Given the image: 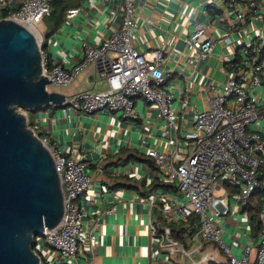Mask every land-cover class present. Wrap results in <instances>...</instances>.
I'll return each mask as SVG.
<instances>
[{
  "label": "built area",
  "instance_id": "2783aa9c",
  "mask_svg": "<svg viewBox=\"0 0 264 264\" xmlns=\"http://www.w3.org/2000/svg\"><path fill=\"white\" fill-rule=\"evenodd\" d=\"M53 1L0 0V19L17 20L42 35L43 74L52 84L70 86L87 66H95L104 89L74 93L65 103L69 110L85 115L121 111L122 118L135 121L140 117L139 101L158 109L164 121L160 136L168 138L171 145L150 148L146 154L156 162V179L174 184L178 196L171 197L167 190L152 201L149 225L159 241L163 261L181 264L187 257L189 264H264V0L211 2L204 13L221 10V4L225 10L231 9L229 31L214 38L204 24L197 23L188 35L187 43L194 48L197 62L208 59L218 43L233 46L234 52L232 59H221L220 88L207 108L196 110L192 129L186 133L180 132V110L168 86L171 73L164 68L168 50H140L136 44L139 0H119L124 10L120 26L107 32L100 42H85L83 54L71 68L44 47L46 29L40 26L52 14ZM79 11V7L70 9L67 16ZM255 22L261 25L251 32L244 29V38L232 35ZM180 104L187 108L189 99L181 98ZM32 129L40 130L39 118ZM40 138L55 158L65 193V213L56 228L45 229L35 238L34 251L41 264L49 258L47 248L58 253L61 264H104L96 258L101 216L86 223L81 204L93 183L88 161L82 154L63 152L50 136L41 134ZM258 200L260 230L255 233L250 207ZM154 208L161 211L163 224L153 219ZM116 210L114 205L104 212ZM191 214L198 218L188 245L173 235L170 224L186 221ZM237 214H243L242 220L236 219ZM241 224L244 231L235 232ZM226 232L231 235L230 242L225 239ZM238 246L240 256L234 252Z\"/></svg>",
  "mask_w": 264,
  "mask_h": 264
},
{
  "label": "crops",
  "instance_id": "0c3cea01",
  "mask_svg": "<svg viewBox=\"0 0 264 264\" xmlns=\"http://www.w3.org/2000/svg\"><path fill=\"white\" fill-rule=\"evenodd\" d=\"M219 1L137 2L136 44L140 50L154 47L168 50L169 56L164 68L171 73L168 86L176 96L175 105L180 110L178 125L182 133L192 129L196 110L207 108L210 99L218 92L220 86L217 80L222 78L224 67L221 59L233 57V46L218 43L208 59L197 62L194 48L187 43L188 35L197 23L204 24L214 38L229 31L231 9L225 10V5L221 4V10L204 13V8L209 3ZM79 8L80 11L75 16H67L64 25L48 38L45 46L53 58L68 68L83 54L85 42H100L107 32L120 26L124 13L119 0H81ZM260 25L257 22L248 24L247 27L234 30L232 35L236 39L244 38V29L251 32L252 28ZM172 52H177V55ZM88 80L93 83L92 88H82L83 81L88 84ZM100 80L103 81L95 66H87L70 85L68 97L83 90L104 89V82L101 88L96 89ZM186 97L189 99V106L184 109L180 107V101ZM137 111L140 117L135 121L109 112L85 115L69 110L67 106L61 108V111L41 110L35 115L39 118L43 135L50 136L63 152L82 154L88 161L87 171L92 176L93 183L82 196L81 204L86 223L98 214L101 216L96 258L104 264L164 262L159 241L151 233L149 220L152 201L158 200L159 195L167 190L151 189L147 195H143V189L139 185L128 187L124 178L153 182L156 179L155 170L145 160L131 154L146 156L148 149L166 148L171 145V141L160 136L164 121L159 117L157 108L139 101ZM181 140L184 141L182 137ZM123 150V159L116 162ZM129 153L131 154L128 155ZM169 190L174 195L171 197L178 198L174 190ZM114 205L117 206L116 212H104ZM153 219L156 220L154 216ZM243 241L245 240L240 243ZM237 248L241 250L240 246ZM47 254L49 258L46 264H61L55 250L47 248ZM181 264L189 262L182 261Z\"/></svg>",
  "mask_w": 264,
  "mask_h": 264
},
{
  "label": "water",
  "instance_id": "95a60500",
  "mask_svg": "<svg viewBox=\"0 0 264 264\" xmlns=\"http://www.w3.org/2000/svg\"><path fill=\"white\" fill-rule=\"evenodd\" d=\"M41 34L0 19V264H41L35 238L56 228L65 193L50 147L28 114L65 107L67 95L43 74Z\"/></svg>",
  "mask_w": 264,
  "mask_h": 264
},
{
  "label": "trees",
  "instance_id": "16d2710c",
  "mask_svg": "<svg viewBox=\"0 0 264 264\" xmlns=\"http://www.w3.org/2000/svg\"><path fill=\"white\" fill-rule=\"evenodd\" d=\"M81 5V0H55L52 2V14L44 19V22H48V27L45 30L44 33V42L46 45V41L48 38L51 37L54 33H56L66 22L67 20V14L70 9L78 8ZM45 47V46H44ZM66 106V105H65ZM57 110L55 107H50L45 110ZM39 112V111H38ZM38 112L35 111H28L29 115V125L35 126L36 125V114ZM32 127V128H33ZM38 133L41 135L42 132L39 130ZM125 153V150L120 152L118 160L116 162H120L123 159V155ZM129 153L128 155H130ZM132 156L140 159L145 160L151 168L155 169L157 168L156 162L153 158L149 157L148 155H135L134 153L131 154ZM127 160V158L125 159ZM125 183L126 186L132 187L139 185L141 189H143V195H147L149 190L151 189H157L161 188L163 190H176V186L171 183H165L160 181L159 179H155L153 182L148 183L146 180H134L130 177H125ZM136 184V185H134ZM261 201L258 200L252 204L250 207V217L252 220V227L255 233H257L260 230V217H259V210H260ZM153 216L156 218L157 221H160L163 224V215L161 211L154 208L153 209ZM197 215L191 214L189 218L186 221H179L171 223V229L173 231V235L179 239L180 241L186 243L189 245L190 238L193 236L195 228H196V221H197ZM161 264H167L165 262H160Z\"/></svg>",
  "mask_w": 264,
  "mask_h": 264
},
{
  "label": "rangeland",
  "instance_id": "374dc122",
  "mask_svg": "<svg viewBox=\"0 0 264 264\" xmlns=\"http://www.w3.org/2000/svg\"><path fill=\"white\" fill-rule=\"evenodd\" d=\"M47 27H48V22L47 21L46 22H43V24L40 26V28L43 29V30L46 29ZM253 36H255V35H253ZM83 82L85 84L83 83V86H81L82 88H84V89H86V88H92V84L93 83H91V82H93V78H91V82L88 80V84H86L87 81H83ZM80 85H82V84H80ZM102 85H103V81L100 80L98 86L96 87V89L101 88ZM49 87H50L51 90L65 93L67 96H69V93L71 91V86H61V85L51 84ZM259 90H260V88H259ZM263 90H264V87H263ZM141 101H143V100H141ZM20 111L23 112V113L28 114V111L25 110V109H23V108H21ZM58 111H61V109H58ZM102 113H105V110L102 111ZM121 114H122V112L119 111L117 115L118 116H121ZM29 127L32 128L33 126L29 125ZM38 131H39V129H37V131H36L37 134H39ZM242 218H243V214H237L236 215V219L242 220ZM147 221H148V218H147ZM229 229L231 230L232 228L229 226ZM243 231H244L243 224H241L240 227H237L236 226L235 232H243ZM225 239H226L227 242H230L231 241V235H230V233H228V232L225 233ZM234 252L237 255H239V256L242 254V250L238 249L237 247H234ZM183 262L184 263L189 262V258L186 257L183 260Z\"/></svg>",
  "mask_w": 264,
  "mask_h": 264
},
{
  "label": "bare ground",
  "instance_id": "6f19581e",
  "mask_svg": "<svg viewBox=\"0 0 264 264\" xmlns=\"http://www.w3.org/2000/svg\"><path fill=\"white\" fill-rule=\"evenodd\" d=\"M34 31L38 34L37 30L34 29Z\"/></svg>",
  "mask_w": 264,
  "mask_h": 264
}]
</instances>
